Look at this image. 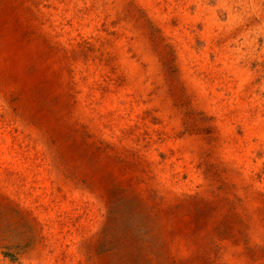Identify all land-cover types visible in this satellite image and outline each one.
<instances>
[{
  "label": "rangeland",
  "instance_id": "obj_1",
  "mask_svg": "<svg viewBox=\"0 0 264 264\" xmlns=\"http://www.w3.org/2000/svg\"><path fill=\"white\" fill-rule=\"evenodd\" d=\"M0 264H264V0H0Z\"/></svg>",
  "mask_w": 264,
  "mask_h": 264
}]
</instances>
